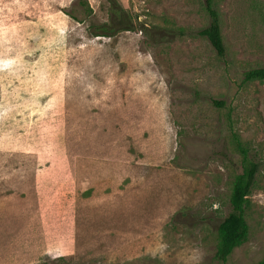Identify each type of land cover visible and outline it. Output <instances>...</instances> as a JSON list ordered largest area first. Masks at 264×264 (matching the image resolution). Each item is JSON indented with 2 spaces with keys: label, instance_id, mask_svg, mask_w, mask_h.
Masks as SVG:
<instances>
[{
  "label": "rangeland",
  "instance_id": "rangeland-1",
  "mask_svg": "<svg viewBox=\"0 0 264 264\" xmlns=\"http://www.w3.org/2000/svg\"><path fill=\"white\" fill-rule=\"evenodd\" d=\"M115 1L135 29L104 37L108 0H0V264H258L264 82L243 73L264 65V0H216L222 57L203 0ZM232 135L259 168L221 263Z\"/></svg>",
  "mask_w": 264,
  "mask_h": 264
},
{
  "label": "trees",
  "instance_id": "trees-1",
  "mask_svg": "<svg viewBox=\"0 0 264 264\" xmlns=\"http://www.w3.org/2000/svg\"><path fill=\"white\" fill-rule=\"evenodd\" d=\"M109 22L90 27L92 36L112 37L120 31H133L135 24L132 17L115 1L108 0ZM203 9L208 17V24L200 29L198 36L204 38L218 57L225 54L223 37L221 34L219 12L216 0H203ZM75 19L72 15L67 14ZM146 30L145 27H143ZM244 82H264V65L248 69L243 73ZM212 104L221 107L222 102L212 100ZM233 136L235 152L240 157V170L231 181L229 193L230 211L218 224L216 229V244L213 258L217 262L225 263L233 249L244 243L249 235V225L245 212L249 205V196L255 184L258 172V163L250 156L249 151L243 147L237 136ZM258 264H264V257Z\"/></svg>",
  "mask_w": 264,
  "mask_h": 264
},
{
  "label": "clouds",
  "instance_id": "clouds-1",
  "mask_svg": "<svg viewBox=\"0 0 264 264\" xmlns=\"http://www.w3.org/2000/svg\"><path fill=\"white\" fill-rule=\"evenodd\" d=\"M168 247L167 243L163 241V232H161L158 235L157 242L153 248V254L155 255L156 253L163 254L164 250Z\"/></svg>",
  "mask_w": 264,
  "mask_h": 264
},
{
  "label": "crops",
  "instance_id": "crops-1",
  "mask_svg": "<svg viewBox=\"0 0 264 264\" xmlns=\"http://www.w3.org/2000/svg\"><path fill=\"white\" fill-rule=\"evenodd\" d=\"M60 248H61V246H60ZM59 250H60V249H59ZM59 250L55 251L54 253H56V254H57V252H58ZM55 256H59V255H55Z\"/></svg>",
  "mask_w": 264,
  "mask_h": 264
}]
</instances>
